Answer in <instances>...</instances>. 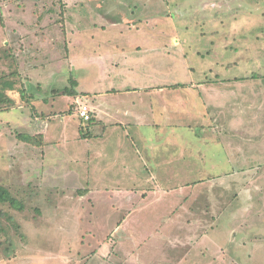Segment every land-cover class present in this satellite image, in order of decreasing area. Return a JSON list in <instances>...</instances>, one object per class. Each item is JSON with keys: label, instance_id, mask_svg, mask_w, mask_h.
Masks as SVG:
<instances>
[{"label": "rangeland", "instance_id": "1", "mask_svg": "<svg viewBox=\"0 0 264 264\" xmlns=\"http://www.w3.org/2000/svg\"><path fill=\"white\" fill-rule=\"evenodd\" d=\"M94 26L123 33L118 49L111 39L101 47L98 89L158 78L185 94L218 84L203 125L189 119L190 133L157 136L142 127L146 140L131 135L137 154L120 160L110 158L118 145L106 123L94 125L97 138L82 137L89 125L72 103L97 78L82 57ZM152 32L166 59L159 49L134 58L137 44L136 55L154 44L128 37ZM13 70L14 105L0 111V188L16 204L0 202V264H264V0H0V73ZM71 80L75 96L62 92ZM156 169L169 180L152 183Z\"/></svg>", "mask_w": 264, "mask_h": 264}, {"label": "crops", "instance_id": "2", "mask_svg": "<svg viewBox=\"0 0 264 264\" xmlns=\"http://www.w3.org/2000/svg\"><path fill=\"white\" fill-rule=\"evenodd\" d=\"M94 28L97 29H103L102 31H92L87 34H85V39L87 40L84 43L85 50L90 49L86 54L83 53V63L90 66H95L98 70L97 74L95 75L96 80H94V84H91L87 87V91L84 95V99L81 101L82 104L88 106V108L91 110L93 121L87 126L86 128V136L88 138H97L98 134L95 133L94 125L98 121L99 124L106 123L107 125L103 127V131L105 128H110L111 134H114L116 138H114L113 142L116 144L117 147V154H113L111 159L116 158L117 160H120L119 158H126L131 157V154H137L138 148H136V145L134 144V138L131 135L136 136L139 140H146L145 133H143L140 128L142 127H151L153 129V133L156 134L154 136H157L158 134L162 133L163 129H171V128H184L186 130V133L190 131V129H186V127H190L189 123L187 122L189 119L194 118H201L202 122L200 126L203 125L206 111H208L207 107L214 100L216 93H220V91L216 90V87H218V84H212L207 83L205 85L199 86L200 88L196 87L197 91H193L192 89L183 90L186 93L183 94L182 90H174L173 87H167L170 84H165L160 82L161 79L156 80H149L147 81L146 86H142L140 84L139 87H132L129 89H120V84L113 82H110L112 85L111 87L103 88V90L100 88L98 89V86H101V80L104 78V69L107 66V59L104 55V50H101V47L108 46L109 39L114 40L111 44L116 47V49L119 48L117 42L115 40H118L119 38H122L123 33L117 32V33H103L105 30L104 26H94ZM158 33L152 32L150 34H147L141 38L138 34L131 35V37L128 38H137V39H143L146 38L148 44H154L151 45V52L150 54L145 53L142 55H136L138 50L141 48L142 44H137L135 48V55L133 56L136 59H140L143 61L144 58L151 56V53L156 51V49H159L160 52L163 53H156L155 55H161L166 59V48L165 47H154L156 44L154 43V40L157 38ZM72 39V38H71ZM73 39H75L76 46L79 45L78 39H80L78 33H74ZM71 41V40H70ZM72 43H70L71 46ZM135 46V45H134ZM133 46V47H134ZM122 51H124L122 47ZM152 57V56H151ZM112 69L109 71H112L108 74V77L115 76V73L117 70V62L116 60L111 62ZM85 67L84 69H86ZM78 69H74L73 72H75ZM87 71V70H86ZM132 71V70H130ZM77 72V71H76ZM158 76L163 75L162 72H157ZM88 76V72H83V77ZM80 81H82V76L80 77ZM85 80V79H84ZM87 80V79H86ZM81 83V82H80ZM78 83V86H82ZM98 85V86H96ZM103 85V84H102ZM179 86V84H174ZM195 83H191V87L194 86ZM96 87V88H95ZM180 87V86H179ZM176 88V87H175ZM174 92H177L176 94ZM182 94L184 98L182 100H178V96ZM217 94V95H218ZM175 95L176 98L173 97ZM212 100L210 101L209 105L204 100L205 98H209ZM79 99L76 98L74 100V104L76 105L75 110V116H76V110L78 107ZM177 102L180 104V108L177 106L174 107V103ZM182 102H185V106L182 105ZM214 104V103H213ZM200 107L199 109H194V107ZM214 108L213 110H215ZM174 110L177 112L175 113ZM196 114V115H192ZM77 117V116H76ZM178 120V123H175L174 121ZM80 121V119H79ZM81 122V121H80ZM101 122V123H100ZM131 129H137V132L130 131ZM190 133V132H188ZM106 133H102L104 135ZM118 136V138H117ZM44 137V136H43ZM106 136L104 135L100 141H103ZM123 137L132 144L130 147H127L123 144ZM91 141V140H89ZM94 141V140H93ZM112 141V140H110ZM188 142V141H186ZM109 143V142H108ZM124 146V147H122ZM103 149V148H101ZM100 149V150H101ZM158 149H162V146ZM99 150V151H100ZM95 153L93 157H96ZM192 161V160H191ZM119 163V162H117ZM186 163H190L188 160H186ZM165 163H161L160 165L164 166ZM193 163H190L192 165ZM189 165V166H190ZM129 166L127 164L123 165L122 172L125 174H133V170H129ZM186 167H189L185 165ZM139 169L134 168V170ZM96 174L95 172H93ZM157 176L155 177L154 174H150V181L152 183L160 184L158 182H167L169 179L165 175L163 176V179L157 178L160 175H162V172H158L156 169ZM152 175V176H151ZM157 185V186H158ZM129 188V187H128ZM137 190L134 189L132 186L128 190ZM140 189H138L139 191ZM124 191V189L122 190Z\"/></svg>", "mask_w": 264, "mask_h": 264}, {"label": "trees", "instance_id": "3", "mask_svg": "<svg viewBox=\"0 0 264 264\" xmlns=\"http://www.w3.org/2000/svg\"><path fill=\"white\" fill-rule=\"evenodd\" d=\"M10 57H11V55H10ZM8 61H9V58H8ZM10 78H14V80L11 81ZM19 78H20L19 72L16 70L10 71L8 74L0 73V111L8 110V109H10V107H12L14 105V100L11 98L10 95H8V91L9 92L14 91V85L16 84V82H20L18 80ZM20 86H22V85H20ZM75 87H76V83L74 82V80H71V85L69 87L64 88L62 90V92H63V94H65L67 96H75L76 95V92L74 90ZM17 90L19 92V97L25 98L26 103H27L26 106L29 105V102H31V100H32L30 98L33 95L30 96L27 93L25 86L19 87ZM78 103L82 104L80 102H78ZM72 104H74V103H72ZM30 108L32 109V107H30ZM90 116L91 117H90L89 121H87L86 123L90 124L93 121L92 120L93 119L92 113L90 114ZM80 132L82 133V131H80ZM40 135L38 136V138L40 140L37 143H36L35 137H33L31 135H26V136L23 135V136H19V138L22 141H25L27 143L43 146L44 145V139H42L43 141L41 143V138H43V137ZM85 136H86V134H82V137H85ZM0 202L1 203H4V202L7 203L8 202L11 206L16 204V201L10 197L9 193L7 191L1 189V188H0Z\"/></svg>", "mask_w": 264, "mask_h": 264}, {"label": "built area", "instance_id": "4", "mask_svg": "<svg viewBox=\"0 0 264 264\" xmlns=\"http://www.w3.org/2000/svg\"><path fill=\"white\" fill-rule=\"evenodd\" d=\"M78 104L77 110H76V115L77 117L83 121V122H87L90 119V114H91V110L88 108V106L84 105V104Z\"/></svg>", "mask_w": 264, "mask_h": 264}]
</instances>
